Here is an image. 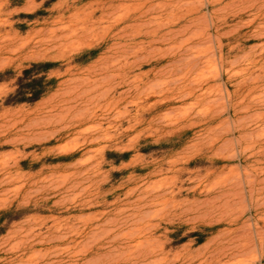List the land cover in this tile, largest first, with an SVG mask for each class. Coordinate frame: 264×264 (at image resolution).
<instances>
[{"label": "rangeland", "instance_id": "rangeland-1", "mask_svg": "<svg viewBox=\"0 0 264 264\" xmlns=\"http://www.w3.org/2000/svg\"><path fill=\"white\" fill-rule=\"evenodd\" d=\"M0 264H264V0H0Z\"/></svg>", "mask_w": 264, "mask_h": 264}, {"label": "trees", "instance_id": "trees-1", "mask_svg": "<svg viewBox=\"0 0 264 264\" xmlns=\"http://www.w3.org/2000/svg\"><path fill=\"white\" fill-rule=\"evenodd\" d=\"M53 66L54 64L52 63H37L33 64L31 68L24 70L23 76L19 79L18 89L14 96L15 99L13 103L35 102L48 92L50 84H52L54 80H47L46 75L33 78L34 74H32V72L38 70L47 72Z\"/></svg>", "mask_w": 264, "mask_h": 264}]
</instances>
